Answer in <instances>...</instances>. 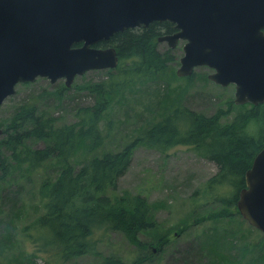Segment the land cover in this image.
<instances>
[{
    "label": "trees",
    "instance_id": "1",
    "mask_svg": "<svg viewBox=\"0 0 264 264\" xmlns=\"http://www.w3.org/2000/svg\"><path fill=\"white\" fill-rule=\"evenodd\" d=\"M174 27L175 24L168 20L153 21L146 27L115 33L109 40L96 44L117 48L120 57L116 67L118 73L109 70L107 81L84 85L97 101L78 107L74 122L58 123L54 114L45 113L35 103L28 102L15 109L3 128L0 135V186L9 181L12 168L25 167L34 173L48 164L58 167L55 177L47 176L38 182L33 205L36 214L19 229L23 242L34 247L32 255L46 256L33 260L28 256L30 264H80L78 258L90 253L99 257L98 264L147 262L148 253L138 254L128 261L115 253L103 254L99 249L111 231L123 232L139 248L147 247L140 235L158 224L153 206L144 192L118 191L119 181L131 164L135 149L141 144L164 150L187 145L216 162L218 172L193 193L194 212L211 204L220 210L215 216L229 219L239 215L237 200L239 191L246 186V171L264 147V102L236 105L232 100L226 109L219 108L213 114H206L188 107L178 97V101L167 105L159 119L122 149L95 154L82 161L73 159L81 145L87 143L89 150L95 151L105 143L99 123L110 106L112 95L141 79L156 81L153 78L160 72L165 73L176 60L174 48L161 51L157 42L160 35L172 33ZM195 75L196 71L183 77L189 84ZM67 89L63 84L60 97ZM164 89L162 99L166 100L171 97L169 81ZM233 105L241 108L225 122L223 118L231 112ZM35 140L42 145H33ZM14 184L19 188L0 187V208H7L12 214L3 232L0 229V250L14 241L16 221L26 210L20 191L23 185ZM198 220H205V216ZM256 230L257 236L254 237L246 234L247 230L234 227L209 228L198 238L196 246L189 247L186 252L192 255L196 250L198 257H191L199 264H241L239 251L254 250L257 254L251 264H264V234ZM240 240L246 242L242 244ZM166 241L163 237L154 243L157 252L164 250L168 244Z\"/></svg>",
    "mask_w": 264,
    "mask_h": 264
},
{
    "label": "rangeland",
    "instance_id": "2",
    "mask_svg": "<svg viewBox=\"0 0 264 264\" xmlns=\"http://www.w3.org/2000/svg\"><path fill=\"white\" fill-rule=\"evenodd\" d=\"M157 42L161 51L170 47L167 41L157 40ZM184 43L185 40H180L179 44L174 47L176 60L171 63L165 73L160 72L153 78L157 79L156 81L151 82L152 79H150L144 82L146 79H141L112 95L110 106L99 123L105 135V143L95 151H90L87 143L81 145L73 155L74 160L82 161L95 154L122 149L153 121L159 119L167 105L178 101V97L188 107L206 114H213L219 108L226 109L229 106V102L235 97V84L222 86L213 82L208 78V73L211 72L209 67H197L195 78L189 84L186 78L178 76L177 69L180 66V57L184 54ZM109 70L118 73L116 68H107L91 69L76 75L73 84L67 90L62 91V97L59 93L62 85L66 86L64 78L52 82L47 77L38 76L31 82H19L16 85V92L9 95L0 106V122L3 123L0 127L6 128L15 109L28 102L35 103L45 113L54 114L58 123L74 122L80 107L92 105L97 101L95 95L89 93L84 85L90 82L107 81L110 78ZM167 81L171 86V97L163 100ZM159 86H161L160 91ZM240 108L231 106V112L223 120L225 122L231 120ZM32 144L42 145V142L35 140ZM218 168L216 162L187 145H177L168 150L147 144L139 145L133 153L128 170L119 181L118 191L144 192L153 206L158 226L141 233L140 239L147 244V247L139 248L131 243L123 232L111 231L107 239L100 244V251L103 254L115 253L128 261L138 254L148 253V260L145 264H199L195 260L198 257L197 251H192L195 258L186 251L189 247L196 246L198 238L209 228L221 229L228 226L240 231L246 232L247 230L246 234L257 236V228L244 219L241 213L224 219L215 216L220 210L215 209L217 205L211 204L203 207V210L199 212H194L193 193L203 187L211 176L218 172ZM57 169L58 167L54 164H48L47 167L34 173L25 167L12 168L9 181L1 184L0 187L9 185L15 189L19 186L13 183L23 185L20 191L26 210L16 221L14 241L0 250V264H30L28 256L32 260L41 256L46 258L44 255H32L34 247L23 242L19 229L36 214V208L33 205L37 198L38 182L47 176L55 177ZM10 215L12 216L9 209L0 208L1 232ZM204 216L205 220H198L199 217L204 218ZM163 237H166L168 244L164 246L162 252H157L154 243ZM244 242L246 241L240 240V243ZM235 252L236 250L232 252L233 256ZM239 252L241 264H251L257 254L254 250ZM78 262L98 264L99 257L90 253L79 257Z\"/></svg>",
    "mask_w": 264,
    "mask_h": 264
},
{
    "label": "water",
    "instance_id": "3",
    "mask_svg": "<svg viewBox=\"0 0 264 264\" xmlns=\"http://www.w3.org/2000/svg\"><path fill=\"white\" fill-rule=\"evenodd\" d=\"M165 20L177 31L158 40H185L178 76L207 66L213 82L235 84L236 104L264 102V0H0V105L19 82L64 78L70 87L78 74L116 68L117 48L95 44ZM245 180L238 209L264 234V147Z\"/></svg>",
    "mask_w": 264,
    "mask_h": 264
},
{
    "label": "flooded vegetation",
    "instance_id": "4",
    "mask_svg": "<svg viewBox=\"0 0 264 264\" xmlns=\"http://www.w3.org/2000/svg\"><path fill=\"white\" fill-rule=\"evenodd\" d=\"M176 31H177V29L174 27V29H173V32H172V33L176 32Z\"/></svg>",
    "mask_w": 264,
    "mask_h": 264
},
{
    "label": "bare ground",
    "instance_id": "5",
    "mask_svg": "<svg viewBox=\"0 0 264 264\" xmlns=\"http://www.w3.org/2000/svg\"><path fill=\"white\" fill-rule=\"evenodd\" d=\"M119 62H120V59H119ZM119 65V64H118Z\"/></svg>",
    "mask_w": 264,
    "mask_h": 264
}]
</instances>
